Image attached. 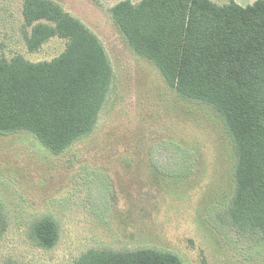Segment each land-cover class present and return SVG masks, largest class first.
Segmentation results:
<instances>
[{
  "label": "rangeland",
  "instance_id": "rangeland-1",
  "mask_svg": "<svg viewBox=\"0 0 264 264\" xmlns=\"http://www.w3.org/2000/svg\"><path fill=\"white\" fill-rule=\"evenodd\" d=\"M55 1L100 38L112 82L95 128L61 153L29 130L0 132V264H75L92 249L141 248L184 264H264V233L228 222L236 152L223 115L136 53L109 13L122 0ZM25 29L23 0H0V56L42 62L65 51L58 36L30 51ZM46 217L59 229L52 248L32 235Z\"/></svg>",
  "mask_w": 264,
  "mask_h": 264
},
{
  "label": "trees",
  "instance_id": "trees-1",
  "mask_svg": "<svg viewBox=\"0 0 264 264\" xmlns=\"http://www.w3.org/2000/svg\"><path fill=\"white\" fill-rule=\"evenodd\" d=\"M136 53L153 61L185 96L223 115L236 152L229 224L264 233V0L242 6L212 0H122L109 10ZM28 49L67 40L51 61L0 56V132L29 130L55 153L90 133L111 86L113 68L100 38L55 0H23ZM0 203V211H1ZM4 225L0 222V236ZM33 237L46 248L59 239L49 217ZM75 264H184L152 248L89 250Z\"/></svg>",
  "mask_w": 264,
  "mask_h": 264
},
{
  "label": "crops",
  "instance_id": "crops-1",
  "mask_svg": "<svg viewBox=\"0 0 264 264\" xmlns=\"http://www.w3.org/2000/svg\"><path fill=\"white\" fill-rule=\"evenodd\" d=\"M212 1H214V2H218V1H220V2H227V3H229V2H231L232 0H212ZM233 1H235L236 3H238V4H240V5H242V6H246V4L245 5H243V3H242V0H233ZM256 1V0H255ZM254 1V2H255ZM227 3H225V4H227ZM220 5H222L221 3H219Z\"/></svg>",
  "mask_w": 264,
  "mask_h": 264
}]
</instances>
